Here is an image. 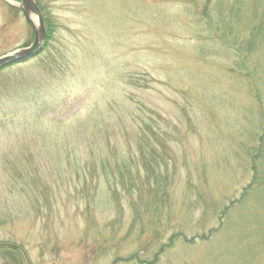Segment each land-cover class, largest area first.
I'll use <instances>...</instances> for the list:
<instances>
[{
    "label": "rangeland",
    "instance_id": "obj_1",
    "mask_svg": "<svg viewBox=\"0 0 264 264\" xmlns=\"http://www.w3.org/2000/svg\"><path fill=\"white\" fill-rule=\"evenodd\" d=\"M36 1L53 38L0 70V264H264L252 0ZM18 2L0 57L34 39Z\"/></svg>",
    "mask_w": 264,
    "mask_h": 264
},
{
    "label": "trees",
    "instance_id": "obj_2",
    "mask_svg": "<svg viewBox=\"0 0 264 264\" xmlns=\"http://www.w3.org/2000/svg\"><path fill=\"white\" fill-rule=\"evenodd\" d=\"M233 1L235 3L233 4L232 7L231 6H229V7L227 6L228 7L227 11H223V10L221 11L222 14L225 13L223 15L224 17L227 16L228 14L230 16V14L232 12L236 11V10H237L236 12H239V10L243 9L244 4L246 3V2L243 3V0H233ZM219 6L223 8L222 3H220ZM251 7L253 8L252 9L253 10L252 11L253 12V16H252V20L250 19L251 23L249 22V24H247V26H251V24H252L251 31H250L251 35H250V39L248 41V44H249L250 48H253V46H256L257 43L260 40L262 41L264 39V0H252ZM224 10H226V9H224ZM44 18H45V23H46L47 32H48L47 42H46V46H45V48H46L48 46L50 40L53 38V34L52 33H53V30H54V26L52 25L49 17L45 16ZM233 20H235V19H233ZM238 21L239 20H236L237 23H238ZM242 27L243 28H247V27H245L243 25H242ZM61 73H64V72L61 71ZM55 74L57 75L56 71H55ZM63 86H65L64 89L66 87H69V88L72 87V86H70V84H68V81H66ZM49 92L51 94H53L52 91H49ZM86 164H87L88 170L91 173L96 172L98 167H100V166H97L95 163L94 164L86 163ZM109 166H110L109 164H105V165L102 166V168H100V170L102 169L104 171L106 177L108 175L107 167H109ZM146 170H147L148 173L149 172H155V166H154L153 161L149 160L148 163H146ZM117 172H118L119 175H123L124 174L122 167H119L117 169ZM19 248L20 247H18V246H10V245L5 244V243H0V254L4 253L3 250H8L9 252H14V253L15 252H19V250L21 249V248L20 249ZM14 253H10V255H12Z\"/></svg>",
    "mask_w": 264,
    "mask_h": 264
},
{
    "label": "water",
    "instance_id": "obj_3",
    "mask_svg": "<svg viewBox=\"0 0 264 264\" xmlns=\"http://www.w3.org/2000/svg\"><path fill=\"white\" fill-rule=\"evenodd\" d=\"M18 6L22 9L27 21L32 26L34 31L33 42L11 53L0 57V69L12 64L25 62L36 56L45 46L47 39V30L45 27L42 12L35 0H20ZM33 17H37V24H35Z\"/></svg>",
    "mask_w": 264,
    "mask_h": 264
}]
</instances>
